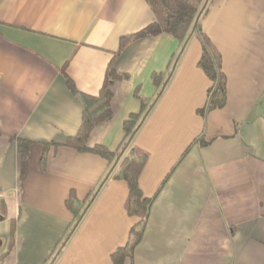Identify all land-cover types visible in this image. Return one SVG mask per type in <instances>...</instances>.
Returning a JSON list of instances; mask_svg holds the SVG:
<instances>
[{
	"label": "crops",
	"instance_id": "1",
	"mask_svg": "<svg viewBox=\"0 0 264 264\" xmlns=\"http://www.w3.org/2000/svg\"><path fill=\"white\" fill-rule=\"evenodd\" d=\"M154 17L146 0H0V264H116L130 243L139 217L114 177L119 159L66 145L83 114L67 76L97 95L111 63L130 77L113 84L114 115L90 146L127 155L123 123L143 113L136 87L157 98L132 140L149 154L139 182L153 202L124 264H264V0H208L200 21L227 99L204 113L212 83L193 30L183 51L162 33L116 55ZM154 72L165 74L160 96ZM19 137L33 141L25 165Z\"/></svg>",
	"mask_w": 264,
	"mask_h": 264
},
{
	"label": "trees",
	"instance_id": "2",
	"mask_svg": "<svg viewBox=\"0 0 264 264\" xmlns=\"http://www.w3.org/2000/svg\"><path fill=\"white\" fill-rule=\"evenodd\" d=\"M154 12V20L141 30L125 34L120 37L119 49L116 55L121 53L132 42L146 38L148 36H156L162 33L169 34L180 41L182 44L181 51L184 50L189 34L195 32L202 42V54L198 65L207 77L211 80V86L208 89V101L201 112L216 109L224 106L227 99V82L226 75L222 69V56L212 39L204 31L200 21L201 16L207 9L208 0H146ZM198 19L197 25L195 22ZM64 70V69H63ZM172 72V71H171ZM66 75V71L64 70ZM128 73L118 71L111 63L106 71L104 82L100 92L97 95L80 93L74 81L67 76V84L70 90L75 94H80L83 104L82 123L78 132L69 136L66 145L80 152H94L113 162L119 159V166L114 177L125 180L128 184L129 193L125 203L127 212L132 216L139 217V222L131 229V240L127 246L119 248L113 253L112 258L116 264H124L126 260L132 256L135 244L141 239L146 218L148 216L153 198L146 197L140 186V174L148 161V152L139 149L132 144L133 136L140 127L143 118L156 101L150 104L139 90L135 89V95L142 103L143 113H134L129 116L123 123L124 138L123 147H126L128 154L123 156L125 152L110 150L103 144L89 145V138L99 125H102L112 119L114 113L112 109L113 91L112 86L118 80L128 79ZM153 81L160 88L158 96L164 89L165 74L154 72ZM19 152L21 154V162L23 165L27 162L30 149L33 144L32 140L26 138H18ZM97 194V191L93 194ZM79 197L73 190L70 192L66 205L71 211H75L79 204ZM89 207V206H88ZM87 207V208H88ZM83 215L80 213L68 237L80 224ZM141 227V229H140Z\"/></svg>",
	"mask_w": 264,
	"mask_h": 264
},
{
	"label": "water",
	"instance_id": "3",
	"mask_svg": "<svg viewBox=\"0 0 264 264\" xmlns=\"http://www.w3.org/2000/svg\"><path fill=\"white\" fill-rule=\"evenodd\" d=\"M198 19H199V17L197 18V20H196V22H195V25H197V23H198Z\"/></svg>",
	"mask_w": 264,
	"mask_h": 264
}]
</instances>
